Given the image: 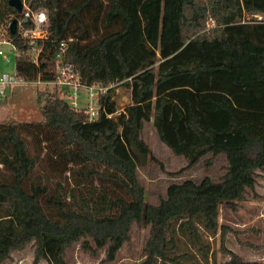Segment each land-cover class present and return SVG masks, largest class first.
<instances>
[{"label": "trees", "instance_id": "16d2710c", "mask_svg": "<svg viewBox=\"0 0 264 264\" xmlns=\"http://www.w3.org/2000/svg\"><path fill=\"white\" fill-rule=\"evenodd\" d=\"M22 1L45 7L49 26L42 39L8 29L18 76L53 79L55 54L66 41L63 58L83 82L122 84L130 102L118 112L112 86L100 99L103 113L89 121L82 109L42 91L41 123L0 121V166L11 174L0 180V264L28 243L31 264H70L65 250L77 241L82 250H103L112 261L133 223L148 226L135 264H197L193 254L179 251V238L208 263L216 253L207 235L217 233L228 256L223 264H264L224 247L218 223L220 204L244 200L264 171V0ZM8 2L0 0V21L17 18L22 28H32ZM148 121L186 167L209 154L208 165L223 153L224 173L218 180L206 175L170 182L157 203L146 201L138 169L154 159L141 137ZM28 124L58 131L62 149L54 156L66 164H91L77 173L116 183L125 196L94 183L66 195L57 183L45 195L39 181L46 177L27 180L39 161L27 148Z\"/></svg>", "mask_w": 264, "mask_h": 264}, {"label": "rangeland", "instance_id": "374dc122", "mask_svg": "<svg viewBox=\"0 0 264 264\" xmlns=\"http://www.w3.org/2000/svg\"><path fill=\"white\" fill-rule=\"evenodd\" d=\"M211 24L208 23L207 27ZM8 38V37H7ZM10 40V39H9ZM11 41V40H10ZM6 58L0 56V73L13 72L15 54L12 45L1 44ZM114 99L117 111H121L130 102L129 90L122 84L114 83ZM49 91L59 94L56 88L45 87L42 84H11L7 88V98L0 104V121H16L24 123H41L43 115L38 103L39 93ZM43 96H41V101ZM32 132L24 136L27 148L33 155L38 156V164L30 173L28 181L36 174H42L46 179L40 180V185L46 187V194L53 193L57 183L61 184L62 195L69 193L70 189H79L91 183L100 184L109 192L125 196L124 190L111 181L96 182L94 178L84 179L77 173L85 170L91 164H66L55 150L62 149L60 133L46 128H37L28 124ZM40 129V130H39ZM141 137L149 146L154 159L146 160L138 169V175L145 189V199L150 203H157L165 195L170 182H181L184 179L199 181L203 176L218 180L226 168V158L223 153L214 156L211 163L206 165L204 156L198 163L186 167L184 157L173 154L158 138L151 121L145 122ZM259 176L253 191H249L244 200L222 203L219 207L218 223L224 230V247L237 253L244 260L264 262V171H258ZM11 174L0 166V180H9ZM43 199V198H42ZM45 211L50 209L45 208ZM52 211V210H51ZM148 236V226L131 225L129 238L117 251L114 260H105L103 250L96 255L82 250L80 241L72 243L65 250V258L70 264H135L142 257V247ZM206 236V235H205ZM211 248L215 251V258L203 261L194 246L184 238H179V251L193 254V262L197 264H223L228 259L222 251L219 234L207 235ZM196 252V253H195ZM33 258V245L28 243L24 248L13 250L10 257L2 264H31ZM190 257L187 258V261ZM39 264H48L42 259Z\"/></svg>", "mask_w": 264, "mask_h": 264}, {"label": "built area", "instance_id": "2783aa9c", "mask_svg": "<svg viewBox=\"0 0 264 264\" xmlns=\"http://www.w3.org/2000/svg\"><path fill=\"white\" fill-rule=\"evenodd\" d=\"M23 2V1H22ZM22 20L28 19L33 22L32 28H22L20 21H18L16 29L22 38L25 39H42L48 35L49 17L48 11L45 7L30 8L23 2L21 10ZM9 22L7 20L0 21V56L5 55L2 51L1 44L9 43L12 45V51L15 56L17 55V48L9 40L8 37ZM39 33H35L36 31ZM67 46L66 41H61L59 49L55 54L57 66L55 69V76L51 80H41L40 78L28 80L24 77L18 76L15 67L11 73H0V104L7 98V88L11 84H27L35 83L42 84L45 87L56 88L60 99L74 109H82L86 114L89 121L98 119L100 114L103 113L101 105V98L107 94L110 87L114 83L107 85L100 82L87 84L82 81L79 71L75 68L73 63L65 61L63 54ZM32 62L37 65V53L32 55ZM119 112V111H118ZM111 117L112 114H106Z\"/></svg>", "mask_w": 264, "mask_h": 264}, {"label": "water", "instance_id": "95a60500", "mask_svg": "<svg viewBox=\"0 0 264 264\" xmlns=\"http://www.w3.org/2000/svg\"><path fill=\"white\" fill-rule=\"evenodd\" d=\"M8 3L10 6L14 7L17 10V12L19 13L21 12L22 7H23L22 0H9ZM23 21H27V19H24ZM17 24H18L17 18H13L9 24L10 33H15Z\"/></svg>", "mask_w": 264, "mask_h": 264}, {"label": "bare ground", "instance_id": "6f19581e", "mask_svg": "<svg viewBox=\"0 0 264 264\" xmlns=\"http://www.w3.org/2000/svg\"><path fill=\"white\" fill-rule=\"evenodd\" d=\"M35 33H39V31L37 30Z\"/></svg>", "mask_w": 264, "mask_h": 264}]
</instances>
